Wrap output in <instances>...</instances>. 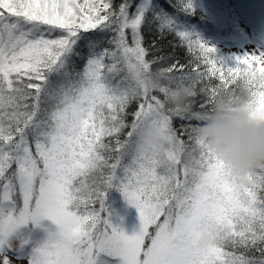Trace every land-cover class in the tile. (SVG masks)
I'll return each instance as SVG.
<instances>
[{
  "label": "snow or ice",
  "instance_id": "1",
  "mask_svg": "<svg viewBox=\"0 0 264 264\" xmlns=\"http://www.w3.org/2000/svg\"><path fill=\"white\" fill-rule=\"evenodd\" d=\"M169 6L0 0V264H96L99 252L122 264H264V164L236 175L197 134L234 84L250 115L264 120V50L228 64L181 26L190 0ZM153 26L198 49L191 71L176 61L152 70L164 58H146L141 29ZM153 73L161 83L148 88ZM205 77L219 83L209 87ZM185 84L190 103L203 96L198 111L172 102ZM142 125L157 128L158 152L132 147ZM113 186L139 212L132 235L105 215ZM43 218L55 230L21 254L28 241L17 243V230Z\"/></svg>",
  "mask_w": 264,
  "mask_h": 264
},
{
  "label": "trees",
  "instance_id": "2",
  "mask_svg": "<svg viewBox=\"0 0 264 264\" xmlns=\"http://www.w3.org/2000/svg\"><path fill=\"white\" fill-rule=\"evenodd\" d=\"M171 2L175 3V0H171ZM190 2L192 9L190 11H183L180 13V20L182 22L181 26L189 31L195 32L203 41L207 43L212 41L219 43L222 42V44H232V41H237V43H239L238 40H231L232 37L229 36L233 27L236 26L238 17L243 19L244 23L247 21L250 26L255 29H260V22L262 20L264 21V0H190ZM115 3L118 4L119 0H115ZM155 3L165 8V10L173 12V8L169 6V0H155ZM233 10L235 11V14H233ZM141 32L143 35V46L148 50L146 58L148 60H152L154 57L164 58L161 62L153 65V71L167 68L172 65L174 61L178 62V65L184 66L186 72L191 71V69L196 66L195 57L198 55V49H193L190 53L187 48V42L182 41L175 34L166 32L163 36H161L155 30L154 26L152 29L142 27ZM240 36L244 37L240 40L243 41L245 39V34L242 33L241 35H236V37ZM129 43H131L130 34ZM103 47H109V45L105 43ZM216 50L217 57L224 60L228 64L234 63L235 56H225L218 51V48H216ZM82 63L83 61L78 60L77 66H81ZM201 70H203V68H201ZM179 74L180 73L178 72L172 73V75ZM162 82L167 83L166 80ZM204 83L208 84L209 87H213L219 82L215 78L209 80L208 77H205ZM202 86L203 84L197 85V93H199ZM230 89L231 90L228 91V93H231L236 97H244V93L241 92L238 84L231 85ZM155 94L158 96L160 95V93ZM201 100H203V96L199 94L192 100V111L199 110ZM134 108L135 105H132V107L128 109L129 115L126 117L127 122H131L133 119L130 113ZM192 123L195 124L197 122L193 121ZM174 124L179 127L181 121L175 120ZM127 130L128 129H125L120 135L121 140L125 138ZM105 143L114 144V139L105 138ZM112 155L115 156L116 154L112 153ZM108 191L109 190H107V192ZM106 203L107 200H105V204ZM96 207L98 208L99 205L97 204ZM38 235L39 232L37 231L36 236L38 237ZM250 255H258V253H250ZM96 259L98 261L102 260L100 256H97Z\"/></svg>",
  "mask_w": 264,
  "mask_h": 264
},
{
  "label": "clouds",
  "instance_id": "3",
  "mask_svg": "<svg viewBox=\"0 0 264 264\" xmlns=\"http://www.w3.org/2000/svg\"><path fill=\"white\" fill-rule=\"evenodd\" d=\"M160 83L154 73L145 77L148 88L157 87ZM190 91L189 84L179 87L171 97L172 102L190 109ZM197 134L236 175L242 176L264 164V120L250 115L243 106V98L237 100L231 93H222L216 99L210 118L201 124ZM163 145L155 126L142 125L136 131L132 147L138 153L153 154ZM200 243L206 246L210 241L205 237Z\"/></svg>",
  "mask_w": 264,
  "mask_h": 264
},
{
  "label": "rangeland",
  "instance_id": "4",
  "mask_svg": "<svg viewBox=\"0 0 264 264\" xmlns=\"http://www.w3.org/2000/svg\"><path fill=\"white\" fill-rule=\"evenodd\" d=\"M233 14H235L234 10ZM260 26V29L252 28L247 21L244 23V20L238 17L236 26L233 27L229 36L232 37L231 40H238L239 43H237V41H232V45L231 43L222 44V42L212 41L208 42V44L218 48V51L225 56H237L246 51L250 54L255 53L259 55V52L264 50L263 20L260 22ZM242 33L245 34L246 40L240 41L244 37H236V35H241ZM108 190L106 195L108 196L106 197L107 211L105 215H108L110 220L114 224L119 225L128 235H132L139 231L140 219L137 208L124 198L123 193L117 187L114 186ZM0 195H2V190H0ZM17 199L19 202V198ZM55 228L56 225L48 218H43L38 223L29 221L27 224L21 225L14 237L17 243L25 239L28 241L21 248V254L30 253L35 247L46 240L49 232L55 230ZM37 231L39 232L38 237L36 236ZM97 256H100L102 260L98 261L96 259V264H122L120 257L109 256L105 252H99ZM19 264H26V261H20Z\"/></svg>",
  "mask_w": 264,
  "mask_h": 264
}]
</instances>
